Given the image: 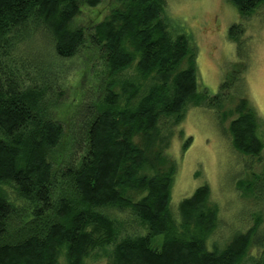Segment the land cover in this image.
Listing matches in <instances>:
<instances>
[{"label":"trees","instance_id":"16d2710c","mask_svg":"<svg viewBox=\"0 0 264 264\" xmlns=\"http://www.w3.org/2000/svg\"><path fill=\"white\" fill-rule=\"evenodd\" d=\"M228 1L244 18L264 7ZM106 3L107 14L88 18ZM166 4L0 0V264H264V210L213 241L222 221L207 185L170 207L171 136L189 107H216L223 91L199 88L195 47L172 32ZM80 54H94L93 75L70 107ZM229 116L234 150L260 157L248 100ZM241 184L264 199V162Z\"/></svg>","mask_w":264,"mask_h":264},{"label":"rangeland","instance_id":"374dc122","mask_svg":"<svg viewBox=\"0 0 264 264\" xmlns=\"http://www.w3.org/2000/svg\"><path fill=\"white\" fill-rule=\"evenodd\" d=\"M165 1L164 19L170 29L174 34L186 35L195 47L199 88L210 97L223 91V99L216 101V107H189L171 136L167 155L176 163L177 171L170 207H177L197 188L207 185L222 221L212 239L222 241V234L245 228L252 214L264 210V199L251 195L241 184L246 182L250 187L251 178L261 175L264 148L260 157L241 155L234 150L228 131L234 118L229 116L230 111L239 98L245 97L257 113L258 133L264 144V7L253 17L244 18L228 0ZM110 8L106 3L88 18L98 20ZM234 25L239 26L235 41L229 34ZM93 59L94 54H80L70 62L71 76L66 81L69 90L63 105L72 107L91 82L93 73L89 68ZM61 112H56L55 118L63 120L65 112ZM223 114L227 115L225 119ZM66 148L64 144L60 154L64 155ZM256 189L257 186L254 194ZM261 194L264 196V192Z\"/></svg>","mask_w":264,"mask_h":264}]
</instances>
